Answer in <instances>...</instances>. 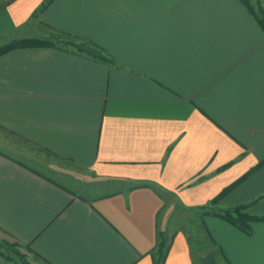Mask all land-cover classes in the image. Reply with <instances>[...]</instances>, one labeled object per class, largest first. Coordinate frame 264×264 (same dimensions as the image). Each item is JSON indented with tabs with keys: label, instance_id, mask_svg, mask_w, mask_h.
I'll list each match as a JSON object with an SVG mask.
<instances>
[{
	"label": "crops",
	"instance_id": "crops-1",
	"mask_svg": "<svg viewBox=\"0 0 264 264\" xmlns=\"http://www.w3.org/2000/svg\"><path fill=\"white\" fill-rule=\"evenodd\" d=\"M43 1L0 0V45L65 34L106 60L61 45L0 54V232L25 264H153L159 231L163 264H195L201 225L218 264H264V220L244 233L202 214L264 216V31L247 7L52 0L33 17ZM23 142L86 194L16 157Z\"/></svg>",
	"mask_w": 264,
	"mask_h": 264
},
{
	"label": "trees",
	"instance_id": "trees-1",
	"mask_svg": "<svg viewBox=\"0 0 264 264\" xmlns=\"http://www.w3.org/2000/svg\"><path fill=\"white\" fill-rule=\"evenodd\" d=\"M52 0H44L43 3L40 5V7L33 13V17L36 16L40 11H42L46 6L51 2ZM241 2L247 7L249 12L254 16L256 22L259 24L261 29L264 31V9L261 7V5L257 2L256 4L250 3L249 0H241ZM57 39H45V38H24L20 40L11 41L7 44L0 45V54L5 53L13 48L16 47H35V46H55V45H61L64 47H72L75 51L79 53H83L91 58L106 60V56L97 45L93 44L92 42H89L87 40L78 39L76 37H71L69 35L65 34H57ZM228 188H226L223 191H226ZM162 191L159 189V193ZM223 193L220 194V196ZM220 196H217L213 200H211L212 204H216L219 201ZM206 209V208H205ZM202 214H212L215 216H218L222 218L223 220L227 221L228 223L232 224L233 226L237 227L244 233L250 232L251 223L256 220H264V216H256L253 214H250L247 211L246 205H238L231 208L226 209H219L216 210L214 208L210 210H206L202 212ZM203 231V234L206 237V241H208L211 245L214 244L211 236L209 235L206 227L204 225L200 226V230ZM200 233L196 236H200ZM196 237V239H197ZM157 247L155 251L153 252V264H163L167 251L170 246V242H168L165 234L163 231H159L157 234ZM188 241L190 246L192 247V236H188ZM199 241V240H196ZM14 247H21L22 245L14 242L12 243ZM27 248V247H26ZM28 250V248H27ZM192 250V248H191ZM0 254L4 256L8 260H14L17 262V264H25V255L21 253L18 249L13 250L14 255H10L8 252H3ZM195 253L192 251V257L193 262L195 264H218L215 258V253L210 251L207 253L198 254V256L195 257Z\"/></svg>",
	"mask_w": 264,
	"mask_h": 264
},
{
	"label": "rangeland",
	"instance_id": "rangeland-1",
	"mask_svg": "<svg viewBox=\"0 0 264 264\" xmlns=\"http://www.w3.org/2000/svg\"><path fill=\"white\" fill-rule=\"evenodd\" d=\"M54 37H49L48 39H54L56 40L57 37L56 35H53ZM38 148H34L33 145H28L25 144L24 142L21 144V146L19 147H13L11 150L12 152L15 153L16 157L22 158L23 161H25L27 164L34 166L36 168H38L40 171H42L43 173L53 176L54 178H57L58 180H63V182L67 185H69L71 188H73L75 191L79 190V188H81L82 190L81 193H85V191H83V184L79 183L78 181L75 182V184H70V182H68V179H64L68 176L65 172L60 171L59 169H55V167H53V165L51 164L53 161H55V158L53 156H49L46 155L45 153H40L39 150H37ZM191 222L192 224V228H194L195 230V220L192 219ZM175 225H178L177 223ZM194 230L191 232V234L194 232ZM200 236H196V234H192V251L195 253V257L198 256V254H202V253H207V252H214L215 253V248H213V246L206 241V237L203 234V231H200ZM197 237V239H196ZM199 240V241H196ZM12 243H14V241H12V239L8 238L7 236L3 235L0 232V252L1 253H5L8 252L10 255H14L13 254V250L14 249H18L21 253L25 254V261L27 263L31 262L32 256L29 254V252L23 247H14L12 245ZM216 255V254H215ZM216 261H217V257L215 256ZM33 260V259H32ZM218 263V262H217Z\"/></svg>",
	"mask_w": 264,
	"mask_h": 264
}]
</instances>
